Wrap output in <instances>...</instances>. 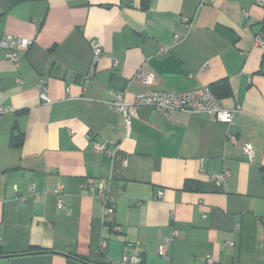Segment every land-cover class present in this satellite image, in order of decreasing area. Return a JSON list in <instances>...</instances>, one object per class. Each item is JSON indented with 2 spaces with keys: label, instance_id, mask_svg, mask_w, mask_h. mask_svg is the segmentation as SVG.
<instances>
[{
  "label": "crops",
  "instance_id": "0c3cea01",
  "mask_svg": "<svg viewBox=\"0 0 264 264\" xmlns=\"http://www.w3.org/2000/svg\"><path fill=\"white\" fill-rule=\"evenodd\" d=\"M3 34L32 43L16 63L0 47V264H120L127 245L141 264H264V4L0 0ZM201 86L239 106L231 124L143 105L126 129L111 105Z\"/></svg>",
  "mask_w": 264,
  "mask_h": 264
},
{
  "label": "built area",
  "instance_id": "2783aa9c",
  "mask_svg": "<svg viewBox=\"0 0 264 264\" xmlns=\"http://www.w3.org/2000/svg\"><path fill=\"white\" fill-rule=\"evenodd\" d=\"M260 4H264V0H256ZM32 43L30 38L14 36L11 34H3L0 38V47L5 50L6 59L16 63L18 61V50H26ZM255 45L262 46L264 44L263 37L259 34L256 35L254 40ZM91 63L94 65L101 56V47L98 43L91 42ZM113 65H117V61L114 60ZM138 77L145 84H150L153 81V77L149 73L143 71L138 72ZM39 94L41 101L45 104L50 103V99L46 94V86L43 80L39 82ZM111 105L123 118L124 126L126 129L129 128L131 119L136 116L137 110L143 106L148 105L153 107L155 110L166 115L170 111L178 110L190 113L204 112L212 116L216 121L231 124L234 120L235 112L239 110V106H235L232 109L225 108L220 103L219 99L211 92L209 86H201L199 88L185 91V92H167L160 90H148L137 92L133 95L131 101L126 102L123 99L122 93L118 92L114 94ZM91 145L97 152H101L109 158H113L119 150L118 144L109 145L106 142L92 141ZM242 152L251 157L253 149L250 144L242 146ZM228 175V171H224L218 178H222ZM80 187L82 190H94L92 183L89 180H84ZM62 190V185L57 183L54 191L58 196L57 206L62 205V200L59 194ZM34 191V188H32ZM158 196L162 194L159 192ZM104 213L105 215H111L114 212V200L104 195ZM22 204L23 201L21 200ZM115 230H117L115 228ZM158 254L166 256V250L164 247L158 249ZM142 255L139 247L136 245H127L125 248L124 255L120 261V264H141Z\"/></svg>",
  "mask_w": 264,
  "mask_h": 264
},
{
  "label": "trees",
  "instance_id": "16d2710c",
  "mask_svg": "<svg viewBox=\"0 0 264 264\" xmlns=\"http://www.w3.org/2000/svg\"><path fill=\"white\" fill-rule=\"evenodd\" d=\"M222 83L224 84V88H223L224 90H223V92L225 93L228 90V86L223 81H222ZM209 88H210L211 92L219 99L220 98V94H216L215 92H213V90L211 89V87H209ZM10 143L12 145H17V146L20 145L21 144V137L19 136V137H13V138H11Z\"/></svg>",
  "mask_w": 264,
  "mask_h": 264
}]
</instances>
